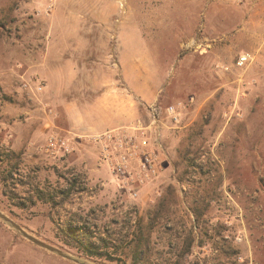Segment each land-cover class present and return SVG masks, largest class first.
I'll return each instance as SVG.
<instances>
[{"label": "rangeland", "instance_id": "rangeland-1", "mask_svg": "<svg viewBox=\"0 0 264 264\" xmlns=\"http://www.w3.org/2000/svg\"><path fill=\"white\" fill-rule=\"evenodd\" d=\"M103 96L134 102L118 126L159 115L163 170L137 198L83 145L45 153ZM0 211L100 264H264V0H0ZM0 264L75 263L0 220Z\"/></svg>", "mask_w": 264, "mask_h": 264}, {"label": "built area", "instance_id": "built-area-1", "mask_svg": "<svg viewBox=\"0 0 264 264\" xmlns=\"http://www.w3.org/2000/svg\"><path fill=\"white\" fill-rule=\"evenodd\" d=\"M251 59L249 54L239 58L238 65L244 66ZM154 108L149 120L120 125L104 132L91 133L85 137L94 144L101 161L107 164L112 185L118 196L137 198L144 186L153 182L163 170L160 149H162V127ZM177 121L178 108L170 105L166 110ZM45 153L56 160L74 154L72 142L60 134L49 137ZM102 186H106L105 183Z\"/></svg>", "mask_w": 264, "mask_h": 264}, {"label": "crops", "instance_id": "crops-1", "mask_svg": "<svg viewBox=\"0 0 264 264\" xmlns=\"http://www.w3.org/2000/svg\"><path fill=\"white\" fill-rule=\"evenodd\" d=\"M105 100H107V98H104V96L100 97V99L97 100V103H100V107H96L95 105L92 106V111L90 113H88V111H85V116L80 113L81 111H77V108L75 106L71 107L67 118V131H69V133L73 135V144L76 146L77 144L79 146H84L83 153L85 154V161L87 163L85 165V169L87 170V174L91 176L99 175L102 172V169L97 167V159L99 157L98 150L93 149V147H90L88 144L82 142V140H77V138L75 137L87 131H90V133L104 132L108 130V128L111 129V127L118 126L119 124H122L128 119H132L135 116L134 102L128 100L127 104L122 103L121 106H116L114 108H110L109 111H106V107L103 106ZM19 145V140L16 139V142L13 145V149L15 151L20 149ZM76 148L77 147H75V149Z\"/></svg>", "mask_w": 264, "mask_h": 264}, {"label": "water", "instance_id": "water-1", "mask_svg": "<svg viewBox=\"0 0 264 264\" xmlns=\"http://www.w3.org/2000/svg\"><path fill=\"white\" fill-rule=\"evenodd\" d=\"M0 220H2L4 223H6L10 228H12L14 231H16L19 235H21L22 237H24L25 239H27L28 241L32 242L33 244H35L36 246L43 248L63 259H66L68 261H71L75 264H100L94 261H91L89 259L86 258H82L79 256H75L69 252H66L60 248H57L55 246H52L38 238H36L35 236H33L32 234H30L28 231H26V229H24L21 225H19L18 223H16L14 220H12L10 217H8L7 215H5L2 211H0Z\"/></svg>", "mask_w": 264, "mask_h": 264}, {"label": "trees", "instance_id": "trees-1", "mask_svg": "<svg viewBox=\"0 0 264 264\" xmlns=\"http://www.w3.org/2000/svg\"><path fill=\"white\" fill-rule=\"evenodd\" d=\"M10 155L15 156L16 154L14 152H12ZM68 231L70 232V234L71 233L75 234V236L71 234L74 237H76L78 235L77 230L75 228H70ZM83 234L86 237H90V234L87 231L86 232L84 231ZM82 244H83V251L87 254V256H89V257L103 256V253L99 252L100 247H98L97 245L85 244L83 242H82ZM105 246L108 247L109 244L108 245L105 244ZM141 253L142 252H140V254Z\"/></svg>", "mask_w": 264, "mask_h": 264}]
</instances>
